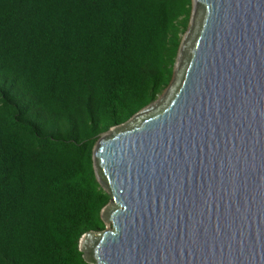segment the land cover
Instances as JSON below:
<instances>
[{
    "label": "trees",
    "instance_id": "16d2710c",
    "mask_svg": "<svg viewBox=\"0 0 264 264\" xmlns=\"http://www.w3.org/2000/svg\"><path fill=\"white\" fill-rule=\"evenodd\" d=\"M193 0H0V264H89L93 152L170 86Z\"/></svg>",
    "mask_w": 264,
    "mask_h": 264
},
{
    "label": "water",
    "instance_id": "95a60500",
    "mask_svg": "<svg viewBox=\"0 0 264 264\" xmlns=\"http://www.w3.org/2000/svg\"><path fill=\"white\" fill-rule=\"evenodd\" d=\"M189 26L165 96L94 148L89 264H264V0H193Z\"/></svg>",
    "mask_w": 264,
    "mask_h": 264
},
{
    "label": "rangeland",
    "instance_id": "374dc122",
    "mask_svg": "<svg viewBox=\"0 0 264 264\" xmlns=\"http://www.w3.org/2000/svg\"><path fill=\"white\" fill-rule=\"evenodd\" d=\"M190 29V26H189V28H188V30H187V32L189 31V34H190V32H191V29ZM186 32V33H187ZM185 33V34H186ZM184 37V36H183ZM183 39V38H182ZM165 94H166V91L162 94V95H160L159 97H158V99L157 100H160L161 98H163L164 96H165ZM107 224V229H112L113 228V224L112 223H106Z\"/></svg>",
    "mask_w": 264,
    "mask_h": 264
}]
</instances>
